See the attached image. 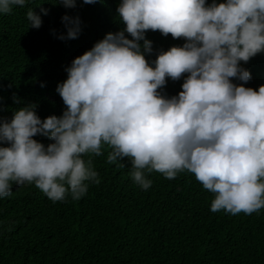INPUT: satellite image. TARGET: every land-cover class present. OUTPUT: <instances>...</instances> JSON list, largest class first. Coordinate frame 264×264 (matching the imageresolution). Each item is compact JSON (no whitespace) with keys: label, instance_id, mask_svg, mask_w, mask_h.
<instances>
[{"label":"clouds","instance_id":"clouds-1","mask_svg":"<svg viewBox=\"0 0 264 264\" xmlns=\"http://www.w3.org/2000/svg\"><path fill=\"white\" fill-rule=\"evenodd\" d=\"M26 3L0 0V14ZM116 12L124 28L64 69L67 78L55 89L66 106L61 116L41 120L28 104L0 120V198L12 194L13 184L28 183L53 202L80 200L100 183L84 156L100 157L106 148L108 164L130 161L131 179L142 190L151 187L153 171L169 180L187 171L214 194L212 212L264 208V58L257 56L264 54V0H120ZM26 18L29 27H41L33 8ZM61 22L66 34L57 38L77 39L79 17L64 15ZM149 30L185 43L148 61ZM182 77L177 95L162 93L167 80Z\"/></svg>","mask_w":264,"mask_h":264},{"label":"trees","instance_id":"trees-1","mask_svg":"<svg viewBox=\"0 0 264 264\" xmlns=\"http://www.w3.org/2000/svg\"><path fill=\"white\" fill-rule=\"evenodd\" d=\"M58 2L27 0L0 14V120L28 104L37 106L41 120L61 116L66 106L55 89L67 78L64 69L106 34L124 28L116 12L120 0H76L74 9ZM29 8L41 15L39 29L29 27ZM64 15L79 17L77 39L57 38L66 34ZM145 39L153 48L148 61L185 43L151 30ZM182 83L183 77L169 79L161 91L175 96ZM33 139L50 143L43 136ZM102 151L100 157L84 156L93 161L100 183L90 184L80 200L53 202L28 183L13 184L12 194L0 198V264H264V208L252 214L212 212L214 194L187 171L171 180L153 171L151 187L142 190L131 179L129 160L120 162L123 167L108 164V150Z\"/></svg>","mask_w":264,"mask_h":264}]
</instances>
